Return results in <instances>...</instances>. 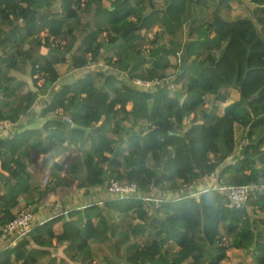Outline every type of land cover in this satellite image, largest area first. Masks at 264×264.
I'll list each match as a JSON object with an SVG mask.
<instances>
[{
  "label": "trees",
  "instance_id": "1",
  "mask_svg": "<svg viewBox=\"0 0 264 264\" xmlns=\"http://www.w3.org/2000/svg\"><path fill=\"white\" fill-rule=\"evenodd\" d=\"M230 1L0 0V264H222L231 249L264 264V0L238 19ZM53 48L68 58L42 52ZM68 61L85 72L57 86ZM41 96L43 131L21 128ZM212 174L255 186L246 204L195 188ZM108 180L137 191L53 213L12 246L1 239L20 208Z\"/></svg>",
  "mask_w": 264,
  "mask_h": 264
},
{
  "label": "rangeland",
  "instance_id": "2",
  "mask_svg": "<svg viewBox=\"0 0 264 264\" xmlns=\"http://www.w3.org/2000/svg\"><path fill=\"white\" fill-rule=\"evenodd\" d=\"M232 6H233V18L238 19L242 18L243 16H250V10L254 8V5L251 3L250 0H231L230 1ZM82 18H87L88 20H92L93 15L92 14H81ZM133 18V16L131 17ZM42 37L46 36V33L41 34ZM78 39V34H75L74 36L70 37V41H76ZM51 41L56 42L58 44H61L64 46L66 44L64 41L60 40L59 38H51ZM160 42H164L163 40H159ZM139 45L142 48H147L149 49L151 45H149L145 40H141L138 42ZM66 47V45H65ZM108 45H105L103 50L108 49ZM42 52L45 54H57L58 56H66L68 58L69 55L65 54V48L63 49H42ZM176 58L180 61V58L178 56H170L169 59L172 63L176 62ZM177 60V62H178ZM102 64H97L93 65L92 67L88 68L87 70L91 73H95L98 69H100ZM111 70V68H109ZM56 70L58 71L60 78L57 82L58 85H62L65 83H72L75 77L77 76L76 74H84L85 71H76L72 69L71 64L68 62L66 63H60L56 65ZM76 73V74H75ZM22 76L18 75V78L20 80H26L27 82L31 83V79L28 78L25 74H21ZM83 76V75H81ZM79 76V77H81ZM121 79H124L125 81L128 82V76L123 74L120 76ZM44 80L42 78H39L38 80V85H42ZM162 83V82H161ZM134 84V82H133ZM99 86H103L102 82H99ZM152 87V86H151ZM46 96H41L39 100L37 101L36 107L33 109V111L28 112L24 116L21 117V121L19 123V126L21 128H34L37 127L38 129L42 130V126L44 123V119L41 117V113L45 109L46 105ZM230 102V101H229ZM228 102V103H229ZM227 103H221L218 105V108L216 110L217 114H222L224 112L225 106ZM206 111L215 114L211 108L210 105L206 106L204 108ZM60 114H63L62 109L57 110ZM201 116V113L198 114ZM146 127V125L144 126ZM43 131V130H42ZM236 138L238 142V147L240 148L244 139L243 135V129L241 127L237 126L236 127ZM112 180V179H111ZM111 180H108L107 183L102 185L99 188H94L89 191V195L85 194V190H78L76 187L74 188H68L65 189L63 192L59 194H51L47 197L46 200H44L37 209V212H35V219L33 221V224L37 223L39 220H44L47 218V216L52 215L53 213H56L58 211L62 210H68L73 207H82L85 204L92 203V202H100L102 201L108 194V185ZM218 179L217 176L214 178H205L202 180H199L198 183L195 184V188L197 190H202L204 191L205 189H210V188H215L218 184ZM26 207V206H25ZM24 208V207H22ZM20 208L17 213L22 209ZM33 209L35 211V206H33ZM95 262V261H94ZM95 264V263H93ZM187 264V263H185ZM222 264H255L250 260H246L244 258V254L239 252L238 250L231 249L229 251V259L227 261H224Z\"/></svg>",
  "mask_w": 264,
  "mask_h": 264
},
{
  "label": "built area",
  "instance_id": "3",
  "mask_svg": "<svg viewBox=\"0 0 264 264\" xmlns=\"http://www.w3.org/2000/svg\"><path fill=\"white\" fill-rule=\"evenodd\" d=\"M134 84L150 88L155 82L149 83L141 79H135ZM66 122H70L69 118H66ZM4 127L3 123H0V129ZM216 177L215 174L211 175V178ZM255 186H216L214 189H218L227 195L228 199L237 208L243 207L248 201L251 190ZM137 187L134 183H128L126 181L118 182L111 181L108 186V192L111 194H130L135 193ZM35 219V212L33 206L28 205L22 208L16 215V217L9 222L1 231V239L8 242V246H12L16 243L18 238L28 233L31 230V226Z\"/></svg>",
  "mask_w": 264,
  "mask_h": 264
},
{
  "label": "water",
  "instance_id": "4",
  "mask_svg": "<svg viewBox=\"0 0 264 264\" xmlns=\"http://www.w3.org/2000/svg\"><path fill=\"white\" fill-rule=\"evenodd\" d=\"M43 2H45V0H43ZM67 124H68V132H70L71 131V128L72 127H78V126H73L72 124H70V122H67ZM86 132H89V131H91V132H93V130H89V129H87V128H85L84 129Z\"/></svg>",
  "mask_w": 264,
  "mask_h": 264
},
{
  "label": "crops",
  "instance_id": "5",
  "mask_svg": "<svg viewBox=\"0 0 264 264\" xmlns=\"http://www.w3.org/2000/svg\"><path fill=\"white\" fill-rule=\"evenodd\" d=\"M1 246H2V244H1Z\"/></svg>",
  "mask_w": 264,
  "mask_h": 264
}]
</instances>
